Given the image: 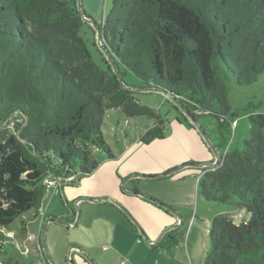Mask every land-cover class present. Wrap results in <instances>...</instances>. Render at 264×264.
<instances>
[{
    "label": "trees",
    "instance_id": "16d2710c",
    "mask_svg": "<svg viewBox=\"0 0 264 264\" xmlns=\"http://www.w3.org/2000/svg\"><path fill=\"white\" fill-rule=\"evenodd\" d=\"M85 24L75 2L0 0V256L16 252L4 246L6 233L40 208L45 176L75 175L66 183L75 184L97 166L92 148L115 156L101 129L107 109L150 118L142 143L164 136L159 113L92 59ZM96 28L114 64L167 93L193 119L214 115L219 127L233 119L217 61L239 85L264 71V0H112ZM14 117L21 121L1 128ZM248 119L244 148L202 169L198 188L207 201L236 198L249 216L238 223L227 214L212 218L202 264H264V113Z\"/></svg>",
    "mask_w": 264,
    "mask_h": 264
},
{
    "label": "crops",
    "instance_id": "0c3cea01",
    "mask_svg": "<svg viewBox=\"0 0 264 264\" xmlns=\"http://www.w3.org/2000/svg\"><path fill=\"white\" fill-rule=\"evenodd\" d=\"M112 152L115 156L108 159L116 160L118 155ZM119 156L123 159L109 165L101 179L93 180L95 184L85 183L98 173V166L76 184L62 185L57 194L45 192L40 206L44 215L33 211L31 231L28 227L18 239L39 234L42 252L35 258L41 264H202L210 250L212 218L227 214L238 223L249 216L244 209L207 201L198 188L202 170L181 168L183 159L158 164L153 171L146 160L136 168V158ZM197 157L209 159L201 150ZM169 233L172 241H165ZM15 253L4 256L11 257L5 264H21L24 255L30 257Z\"/></svg>",
    "mask_w": 264,
    "mask_h": 264
},
{
    "label": "rangeland",
    "instance_id": "374dc122",
    "mask_svg": "<svg viewBox=\"0 0 264 264\" xmlns=\"http://www.w3.org/2000/svg\"><path fill=\"white\" fill-rule=\"evenodd\" d=\"M67 1L71 4L75 2L82 19L86 22L82 27L81 36L85 40L92 59L103 69H111L115 74H119L123 82L127 86L132 87L138 102L157 111L166 125L162 140L156 138L149 142L147 146H142L139 142V137L145 127L151 122V119L144 116L127 117L116 108L107 109L101 129L104 140L118 157L116 160L108 159L104 151L92 148L90 159L96 162L98 173L90 177V180L85 184H95L96 181H93L94 179H101L100 176L105 174L109 165L114 166V161L123 159L119 156L121 153L124 157L129 155L127 157L129 159L136 158V164H138L135 166L136 168H139L142 165L141 163L146 160L149 169L155 171L159 168L158 164L167 165L183 159L184 161L179 163L181 168L192 167L201 171L207 167L208 162L214 163L217 160V156L223 155L224 152L240 151L244 148V140L249 133L248 116L256 112L264 113V71L257 75L256 80L252 84L239 85L221 61H217V73L227 86L226 99L230 112L227 116L233 119V125L226 122L219 127L218 120L214 115L199 114L197 112L194 113L196 116L194 121L192 116L170 96L159 90L147 89L146 83L130 70L125 69L120 64L118 66L115 65L106 51L100 46L98 41L100 35L96 30V25L102 22V18L111 7L112 0ZM92 29H94L95 34H93ZM213 111L220 113V107L214 105ZM19 121H21L19 117H14L3 123L1 128L11 129ZM198 141L200 146L197 144ZM128 148L129 152H125ZM200 150L201 155H207L209 159H197V154H200ZM193 156L195 157L194 159H187L189 157L193 158ZM105 160L107 162L103 163ZM205 160H207L208 164H204ZM195 163L198 165H192ZM138 174L144 175L145 173ZM149 174L157 173L151 172ZM81 184L75 187L80 188ZM110 186L109 184L108 187ZM121 187L122 189L124 188L123 184H121ZM235 201L236 198H233L231 202L223 205L234 209L236 207ZM32 215L33 211L31 210L16 218L11 224V230L8 232L13 231L17 240L19 237L25 236L27 228L29 227V231H31L33 227V224L29 223ZM37 252L39 250L31 247L27 253L30 257L24 255L23 259H21V264H41L35 258V255L38 254ZM4 263H6L5 258L0 256V264Z\"/></svg>",
    "mask_w": 264,
    "mask_h": 264
},
{
    "label": "built area",
    "instance_id": "2783aa9c",
    "mask_svg": "<svg viewBox=\"0 0 264 264\" xmlns=\"http://www.w3.org/2000/svg\"><path fill=\"white\" fill-rule=\"evenodd\" d=\"M220 158L218 157L217 160L212 164V165H207V167L204 168V170H211L220 165ZM203 172V171H202ZM202 174V173H201ZM75 175H70V176H63V175H52L48 174L45 176L43 179V185L45 187V192H48L50 194H57L60 191V187L66 183L67 181L74 179ZM38 214L40 216L44 215V211L39 208L38 209ZM7 240L4 242V246L11 245L12 249L15 250L18 254L24 255L27 254L31 247H35L37 250L40 251L41 249V244L39 242V234H30L27 236L26 239L22 241H18L14 239V235L11 232H7ZM0 250H4V247H2Z\"/></svg>",
    "mask_w": 264,
    "mask_h": 264
},
{
    "label": "water",
    "instance_id": "95a60500",
    "mask_svg": "<svg viewBox=\"0 0 264 264\" xmlns=\"http://www.w3.org/2000/svg\"><path fill=\"white\" fill-rule=\"evenodd\" d=\"M83 15V14H82ZM85 19H86V17H85ZM88 19V18H87ZM96 30H97V32H98V29L96 28ZM99 41V44H100V46L103 48V50H105L106 51V53H107V55L110 57V54H109V52H108V50L106 49V47L105 46H103L102 45V43H101V41H100V39L98 40ZM111 58V57H110ZM112 59V58H111ZM116 65V64H115ZM117 75H119V74H117ZM119 79H120V81H121V83H122V85H123V87H125V88H127V89H129V90H132V87H129V86H127L124 82H123V80H122V78H121V76L119 75ZM165 94H167V93H165ZM168 95V94H167ZM213 163H209L208 165H212ZM79 180H77V182H78ZM76 182V183H77ZM75 183V184H76ZM128 192H130V193H135V191H133V190H130V189H126ZM66 214H68V213H66ZM51 220H55V218H52ZM68 224H70V223H68ZM43 244H44V242H43ZM50 263L51 264H53L51 261H50Z\"/></svg>",
    "mask_w": 264,
    "mask_h": 264
}]
</instances>
